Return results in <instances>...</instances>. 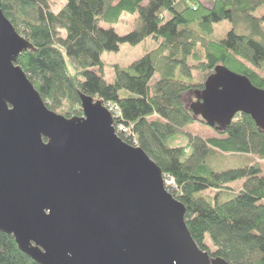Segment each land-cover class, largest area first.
<instances>
[{"label":"trees","instance_id":"obj_1","mask_svg":"<svg viewBox=\"0 0 264 264\" xmlns=\"http://www.w3.org/2000/svg\"><path fill=\"white\" fill-rule=\"evenodd\" d=\"M178 2L65 0L54 12L48 0H1V10L33 47L18 57L17 65L48 110L81 117L79 93L116 105L120 117L115 123L130 128L128 144L135 141L174 180L176 190L169 192L184 206L198 248L229 264H264V177L258 162L264 161V133L240 114L217 132L219 137L188 136L185 146L170 145L197 120L184 96L202 90L216 66L264 91V77L255 70L264 64V11L256 15L264 0H212L210 7L181 0L180 9ZM122 14L138 17L130 33L120 36L101 27L118 23ZM221 22L232 27L214 40L213 27ZM146 38L158 43L156 48L125 69L115 68L114 80L108 82L102 55ZM147 71L157 77L151 84ZM194 71L203 76L201 84L191 83ZM226 157L239 167H221L219 161ZM237 182L241 187L234 191L231 185ZM0 264L36 263L0 232Z\"/></svg>","mask_w":264,"mask_h":264},{"label":"water","instance_id":"obj_2","mask_svg":"<svg viewBox=\"0 0 264 264\" xmlns=\"http://www.w3.org/2000/svg\"><path fill=\"white\" fill-rule=\"evenodd\" d=\"M33 51L1 10L0 232L36 264H229L198 248L184 206L138 147L115 133L101 100L81 117L47 109L17 65ZM192 116L220 132L249 116L264 133V91L218 65Z\"/></svg>","mask_w":264,"mask_h":264},{"label":"rangeland","instance_id":"obj_3","mask_svg":"<svg viewBox=\"0 0 264 264\" xmlns=\"http://www.w3.org/2000/svg\"><path fill=\"white\" fill-rule=\"evenodd\" d=\"M179 1V0H178ZM50 4V9L54 12H57L60 8H62L65 4V0H48ZM180 9V6L178 7ZM264 11V8L260 9L256 15L261 14ZM138 24V17L137 15H128V14H122L120 17V20L118 23L113 24L112 26L101 24V27L103 28H113L115 33L123 36L131 31H133ZM231 24L227 22H221L216 25H214V34L213 39H221L225 36L226 32L231 29ZM158 43L153 41L151 38H146L141 43L131 46L128 44L120 45L118 52L116 53H104L101 57V61L103 64V76L108 82H113L114 80V69H125L128 66H130L133 62L138 61L139 59L143 58L145 55H147L150 51L156 48ZM189 64H193V61L191 58L188 60ZM67 67H70L68 60L66 59ZM142 70V68H140ZM261 76L264 77V64L260 66L259 69H255ZM95 72H98V69H94ZM147 81L151 84L157 79L156 76L153 75L150 71H147L146 74ZM203 82V76L200 75L198 72H193V79L191 83L193 85H198ZM185 98V103L187 104V107L195 101V95L194 91L192 93H188ZM56 114L61 115L59 112L54 111ZM188 136L192 137H198L201 139H208V138H216L219 137L217 131L214 129L206 126L204 123H202L199 120H196L186 126L182 132L177 134L172 138V141L170 142L171 146H180L183 147L187 144ZM247 159H252L253 157L247 156ZM220 166L221 167H227L226 169H232L239 167V164L233 165L231 157H226L224 159H220ZM261 169H262V177H264V161L260 162L258 161ZM241 183L237 182L231 185V188H234V191L240 190ZM215 192H210V195H213Z\"/></svg>","mask_w":264,"mask_h":264},{"label":"built area","instance_id":"obj_4","mask_svg":"<svg viewBox=\"0 0 264 264\" xmlns=\"http://www.w3.org/2000/svg\"><path fill=\"white\" fill-rule=\"evenodd\" d=\"M108 111L111 113L112 118H113V124L115 123V120L120 117V112L119 109L116 105L113 104H105L104 105ZM114 129H115V133L116 135L126 144H128V142H130V138H131V133H130V128L124 126L123 124L120 123H115L114 124ZM128 141V142H127ZM132 146H136L135 141H132L131 144ZM164 185L166 190L169 192H173L176 190V186H175V182L171 177L168 176H164Z\"/></svg>","mask_w":264,"mask_h":264},{"label":"crops","instance_id":"obj_5","mask_svg":"<svg viewBox=\"0 0 264 264\" xmlns=\"http://www.w3.org/2000/svg\"><path fill=\"white\" fill-rule=\"evenodd\" d=\"M195 1H197L199 4H201V5L205 6V7H210L211 6V2H212V0H195ZM180 3H181V0H179V2L177 4V8L179 6H181Z\"/></svg>","mask_w":264,"mask_h":264}]
</instances>
